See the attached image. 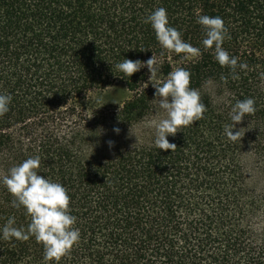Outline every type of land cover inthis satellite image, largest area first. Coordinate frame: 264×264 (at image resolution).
<instances>
[{
	"label": "trees",
	"instance_id": "trees-1",
	"mask_svg": "<svg viewBox=\"0 0 264 264\" xmlns=\"http://www.w3.org/2000/svg\"><path fill=\"white\" fill-rule=\"evenodd\" d=\"M159 7L198 55L159 45L146 22ZM199 15L223 19L222 47L245 70L203 47ZM153 54L161 79L188 70L207 107L167 137L173 151L147 126L159 118L147 67L130 78L114 67ZM0 94L11 96L0 175L38 155V174L70 197L80 238L58 264H264V0H0ZM246 98L256 111L229 140L231 107ZM13 200L0 184V227L13 217L26 230ZM43 253L34 237L0 240V264H57Z\"/></svg>",
	"mask_w": 264,
	"mask_h": 264
},
{
	"label": "clouds",
	"instance_id": "clouds-1",
	"mask_svg": "<svg viewBox=\"0 0 264 264\" xmlns=\"http://www.w3.org/2000/svg\"><path fill=\"white\" fill-rule=\"evenodd\" d=\"M146 22L151 25L156 40L163 49L177 54L183 53L185 58L199 54V48L182 40L181 33L170 26L165 8L154 9L147 16ZM196 22L204 30L205 38L201 42L203 47L214 50V59L217 63L222 67L227 66L233 73L237 66L241 70L247 68L244 63L238 64V58L230 56L222 47L224 40L229 37L228 29L221 17L199 15ZM114 67L129 78L142 68L147 67L150 73L148 83H151L155 89L153 101L159 109L157 112L159 118L151 120L147 126L154 128V144L159 150L171 149L173 151L177 146L170 143L167 137L175 135L178 129L203 119L207 107L201 102L200 91L190 87L191 73L185 68L177 67L170 71L166 78L161 79L158 76L160 61L155 54L146 61H133L124 58ZM237 78L238 76H233V79ZM148 83H146L147 87ZM10 102V95L0 94V116L9 111ZM255 111L253 98L237 100L229 113L231 123L224 126L223 134L229 140L238 139L242 128L237 130L236 125L245 116L251 115ZM160 112L163 113V116H160ZM114 131L119 133L120 130L115 128ZM130 132L138 142V138L131 128ZM108 143L111 146L112 142ZM39 168L40 157L36 155L11 167L7 174L0 175V184L14 197L13 207H23L31 218L25 230L22 227H15V219L9 217L6 223L0 227V240H27L34 237L36 242L43 246L44 261H56L58 264L60 258L66 255L79 241L80 231L74 226L77 218L70 213V197L67 189L59 182H54L38 174Z\"/></svg>",
	"mask_w": 264,
	"mask_h": 264
}]
</instances>
